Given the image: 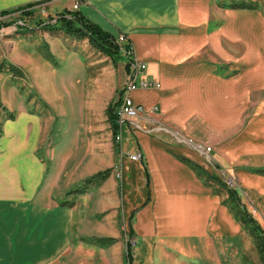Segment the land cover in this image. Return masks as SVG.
Segmentation results:
<instances>
[{"label": "crops", "instance_id": "obj_1", "mask_svg": "<svg viewBox=\"0 0 264 264\" xmlns=\"http://www.w3.org/2000/svg\"><path fill=\"white\" fill-rule=\"evenodd\" d=\"M262 1L260 8L247 10L221 8L220 0H83L77 12L113 36L127 35L135 55L146 64L144 75L160 85L134 91L135 103L146 109L156 106L172 124L183 125L194 114L220 124L229 115L234 85L244 82L257 67L264 68ZM72 2L0 0V12L36 3L32 14L21 19L31 17L35 8L55 18L72 11ZM39 22L35 27L15 22L29 30L13 26L16 33L38 30L46 36L48 31L38 28ZM48 38L51 47L56 39ZM232 45L247 47L240 63L232 62ZM247 65L250 70L243 75ZM13 66L24 74L18 65ZM239 72L243 77L233 81ZM56 87L57 95L63 86ZM39 94L51 112L30 114L17 98L15 119L0 121V264H56L71 252L73 239L118 260L119 237L104 223L117 226L123 218L129 234L131 215L133 237L140 241L132 264H240L242 257L264 264L246 227L231 211L228 191L218 190V184L179 157L217 176L207 166L208 160L176 146L170 134L166 136L171 141L148 133L144 126L151 127L153 122L139 117L122 128L123 139L124 134L134 137L138 151L135 144V150H130L125 143L121 149L109 150L106 163L68 165L71 147L80 146L83 139L80 129H73L81 122L67 117L69 111L59 107L58 96L60 114L45 93ZM135 152L142 153L141 162L129 160ZM209 158L222 161L218 155ZM117 163L122 174L119 181L113 175ZM104 169L109 171L104 180L88 184L83 193L70 194ZM244 171H238L243 184L264 194V167L254 173ZM253 218L264 232V220ZM89 226L96 229L95 234H88Z\"/></svg>", "mask_w": 264, "mask_h": 264}, {"label": "rangeland", "instance_id": "obj_2", "mask_svg": "<svg viewBox=\"0 0 264 264\" xmlns=\"http://www.w3.org/2000/svg\"><path fill=\"white\" fill-rule=\"evenodd\" d=\"M72 1L74 2V0ZM232 1L243 0H220V3H231ZM256 3L260 8L263 1L258 0ZM47 18L45 10L35 8L34 14L29 18L21 19L18 14H14L7 18H0V21L7 20L17 23L24 21L30 27H35L37 22H42ZM16 31L15 26L0 30V103L16 115L18 112L16 99L18 98L25 111L44 116L51 110L45 106L46 104L43 103L44 100L39 93H45L49 101L55 106L56 112L60 114L57 103L58 96L61 103L59 107L64 106L69 111L67 117L72 118L71 121L81 122L73 129L78 128L83 133L80 146L73 145L71 147L68 165L75 166L76 163L79 164L80 162L82 166L97 164L101 161L106 163L109 150L121 149L125 143L128 149L133 150L136 143L132 136L127 137L124 134V139L122 135L121 147L116 144L115 133L113 134L107 115L108 106L117 102L118 94L120 96L126 76L130 72V58L126 50H121L118 56L111 59L93 49L87 41H75L65 37L60 32L45 33L50 39H56L50 40V47L45 40L49 39L48 36L38 30L34 34L16 33ZM124 38L125 43L128 42L134 48L127 35ZM262 41L264 44V32ZM245 48L247 50L246 45H232L230 50L232 62L240 63V58L246 53ZM14 64L23 70L22 77H16L10 72L8 67ZM250 67L247 65L244 74H242L245 75L246 70L249 72ZM233 68L237 69L234 66ZM242 74L239 72L233 81L241 79ZM234 75L236 73H233ZM143 77L145 80L160 86L145 75ZM246 81L247 84H245ZM56 86H63L57 90V95L53 93L58 88ZM234 88L236 89L232 95L231 109L226 123H215V121H210L202 115L194 114L192 119L185 121L183 125L172 124L162 117L156 106L149 109L145 108L146 112L141 117H149L153 122L151 127L150 125L144 126L148 133L165 136L168 133L177 134L178 138L192 139L195 143L209 147L210 155L220 156L222 161L215 158L214 161L212 159L211 163L205 161L209 164L205 165L213 169L221 183L223 181L222 173H232L235 177L236 188L239 191L238 195L241 201L243 200L242 203L246 211L256 219L264 220V194L256 188L245 186L241 177L238 176L239 170L254 173L256 169L264 167V68L259 70L257 67L256 71L250 75L247 74V79L244 82L235 84ZM155 107L157 111L153 110ZM3 117L4 113L2 112L0 121L6 120ZM68 121L70 120L68 119ZM155 127L159 130H152ZM168 136L177 143L176 146L187 147L189 151L194 152L183 140H177L172 135ZM168 136L166 137L171 141ZM138 150L136 145V151ZM118 157H120L119 154ZM128 158L131 162H135L130 157ZM55 162H58V159H55ZM120 171V164L117 163L113 168V175L116 178V173L119 174L120 178H116L118 181L122 177ZM213 183L218 184V190L227 194L228 190L223 185ZM71 198L72 196L69 197V199ZM127 223L123 218L120 219L117 226L110 222L104 223V226L111 227L113 232H117L119 237L122 250L118 260L110 254L83 245L77 239H73L71 252L56 264L124 263L128 236ZM90 226L87 231L88 234H95L96 229H91ZM247 233L249 234L248 230ZM104 236H109V234L106 233ZM249 237L253 241L250 234ZM133 238L136 241V247L132 249V254H135L140 241L136 236ZM125 264H127L126 259ZM240 264L254 263L250 259L244 260L242 257Z\"/></svg>", "mask_w": 264, "mask_h": 264}, {"label": "trees", "instance_id": "obj_3", "mask_svg": "<svg viewBox=\"0 0 264 264\" xmlns=\"http://www.w3.org/2000/svg\"><path fill=\"white\" fill-rule=\"evenodd\" d=\"M36 5V3H30L22 7H17L10 10H5L0 12V18L11 16L14 14H19L20 18L24 15L29 16L32 14V8ZM221 8L224 9H247V10H256L258 8V3L253 1H232L231 3H219ZM13 22V21H12ZM8 22V21H0V28H6L9 26L15 25L16 27H22L28 29V26H19L16 25L15 22ZM38 28L48 31V32H62L68 38H71L75 41H87L89 45L99 51L100 53L104 54L105 56L113 59L114 57L118 56L120 51L124 49L126 46L125 44H120L116 41L115 36L111 33L103 30L100 26L90 22L83 16H81L76 10L72 11H64L61 14H58L55 18H48L42 22L37 24ZM29 30V29H28ZM122 34V33H118ZM124 35V34H123ZM125 36V35H124ZM9 70L14 74L16 77H22L23 74L19 71V69L13 65H9ZM115 105L111 104L108 106L107 115L108 119L111 123L113 134L116 130V117L114 115ZM2 112L4 113V119L6 120H14L15 113L9 112L6 110L0 103V119ZM1 124H0V136H1ZM181 161L189 165L192 169H194L198 174L203 175L206 177L207 180L220 183V179L217 176L207 174L202 168H200L197 164L189 161L184 157H179ZM109 171L105 170L103 172H99L98 174L88 178L86 181L83 182L79 187L73 190L70 194H80L83 193L86 186L93 181H101L108 176ZM146 177L147 180L149 179L147 172ZM228 201L230 202L231 211L234 213L235 217L246 227L250 236L252 237L256 249L259 253L261 261L264 263V232L257 224L255 219L249 214L246 209L241 206L240 199L238 197V190H228ZM132 222H133V215L130 216L129 219V234L128 239L133 237L132 231ZM108 242H113V240H108ZM126 260L127 264H132V249L127 245L126 246Z\"/></svg>", "mask_w": 264, "mask_h": 264}, {"label": "built area", "instance_id": "obj_4", "mask_svg": "<svg viewBox=\"0 0 264 264\" xmlns=\"http://www.w3.org/2000/svg\"><path fill=\"white\" fill-rule=\"evenodd\" d=\"M82 3L83 0H74L72 5V10L77 11ZM115 39L118 43L126 45L123 50L124 51L126 50V53L130 58L129 61L130 72L129 75L126 76V80L120 91V96L117 105L114 109V115L116 117V125H117L114 139L116 144L121 147L122 128L124 126V123H126L128 120H132L144 116V113L146 112L145 107L134 102L132 93L138 90L159 89L160 86L144 79L143 75L146 69V64L144 62H141L136 57L134 49L131 47V44H129L128 42L125 43L124 35L117 34L115 36ZM153 110L157 111V108L155 107ZM168 134L177 138V140H183V142L189 147H191L196 154L208 160L209 163L212 162L211 159L209 158L210 155L209 147H205L202 144L195 143L194 141H192V139L189 140V139L178 138L176 136L177 134H171V133ZM129 157L132 161L135 162H141L143 160V155L141 152H136L132 155H129ZM222 175H223L222 182L224 186L227 188V190H236L237 188H236V181L234 175L230 172L222 173ZM116 178H120L118 173H116ZM127 245L131 249L136 247L135 239L134 238L128 239L127 236Z\"/></svg>", "mask_w": 264, "mask_h": 264}]
</instances>
